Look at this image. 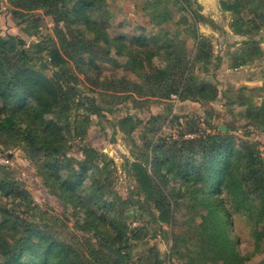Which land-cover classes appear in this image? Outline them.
Here are the masks:
<instances>
[{
  "label": "rangeland",
  "instance_id": "obj_1",
  "mask_svg": "<svg viewBox=\"0 0 264 264\" xmlns=\"http://www.w3.org/2000/svg\"><path fill=\"white\" fill-rule=\"evenodd\" d=\"M109 1H105L101 12L97 13L89 8L88 13L91 21H99L98 24L104 26L113 36V24L117 23L119 18L122 19V13H119L117 18L108 16ZM161 1L159 11L162 7H170L173 17L167 20L158 32V35L162 36L157 42L160 53L167 46L168 37L177 36V45L181 42L185 46L184 49L178 46L177 50H182L187 57H192L195 50L192 40L194 33H198L201 26L209 28L212 32L211 36L206 38L211 43V49L215 51L213 58L206 65H193V73L200 81L216 87L218 84H224L222 78L219 80L217 75L216 66L220 64L219 60L222 61L224 56L223 62L232 69L243 51L250 49V46L256 47L264 40L262 0H256L252 5L256 10L254 14L248 12L249 8L247 11L245 8L241 10L240 16L248 22L243 27L245 33L235 32L232 23L236 16L222 8L223 3L234 0H206L203 4L198 0ZM109 6L111 7V4ZM193 15L196 16L197 22H194ZM72 16L76 18L75 13ZM254 17L255 23L252 24L249 21ZM179 24L185 25L186 28ZM53 27L52 18L44 11H33L23 18H17L12 13L10 0H0V38L4 40L12 36L22 41L20 46L30 50L32 62L36 66L40 64V56L45 57L46 52L43 50L42 54H38L34 52L36 49L31 47L36 43L47 47L45 40L52 35ZM70 27L79 31L85 39L93 37L82 23L73 22ZM127 42L132 49L141 47L139 43L135 45L134 41ZM138 42L142 43V40ZM139 50L148 51L143 45ZM220 52L222 57L219 56ZM216 57L219 58L218 61ZM117 59L121 63L119 67L98 63V71L88 68L89 80L82 74L79 75V99L73 102V109L66 119L61 123L57 122L61 128L60 134L54 131L56 156L65 165L57 173L58 186L67 177H72L73 172L77 174L80 170L78 163L84 158V151L88 148L94 149L97 152L94 158L97 169H89L80 186H84L83 190L95 191L97 196L101 195L103 200L113 205V210L107 212L103 220L99 221L95 233L88 223L90 217L81 210L82 205L74 206L72 201L59 196V187L50 186L52 181L47 176L51 171L44 174L37 166L41 157L35 156L37 161L28 157L26 149H29V144L11 150L0 147V159H7V163L0 164V177L2 171L11 172V178L19 183L18 189L28 192L25 195L23 193L26 200L21 203L14 193L3 195L0 191V207L6 206L9 214L15 212L23 222V225L19 226L11 222L0 230V261L4 260L1 254L4 241L11 246L25 231L24 226L35 223L41 224V228L49 232L47 235L52 236L56 251L64 249L63 260L68 264L118 263L114 249L123 252L125 264H224L203 236L202 225L207 212L201 205L193 208L194 188L183 181L174 182L158 176L160 171L156 162L152 163L150 159V150L163 142L168 144L180 138L191 139L197 135L214 134L216 131L227 132V126L233 127L228 133L236 139L249 135V140L254 141L253 134L258 130V123L252 124L245 120L242 117L243 110L236 105L239 92L234 84V71L228 75V85H222L220 103L191 100L180 103L137 96H134L133 102L132 98L122 100L114 97L111 88H105L108 84L101 81H109L113 87L120 78L140 82L143 72L149 71L152 65L147 64L144 68L138 64L126 66L127 56H118ZM153 65H164V61L157 57ZM45 73L50 75V70ZM90 80L97 85L90 84ZM90 99L100 108L99 113L94 114L88 110ZM27 103L33 105L32 100ZM12 105H15L12 99L4 101L0 97V115L11 109ZM254 113L258 115L257 111ZM15 118L22 129L29 126L40 142L44 143L43 129L32 114L17 113ZM44 119L53 120L54 115H45ZM221 125L225 127L224 131L219 129ZM190 130L197 132H190V137L187 134ZM184 151L187 153V150ZM193 157L199 162V153L195 152ZM135 164L152 176L153 188L150 194V189L144 190L143 178L139 175L141 180L139 179V170L135 168ZM138 181L143 189L138 185ZM80 189L76 190L74 195L82 201L84 194ZM159 191L164 193L165 200L161 199ZM218 192L225 199L230 212L227 235L234 245L239 264H264V236L256 234L260 231V224L256 227L254 225L255 221L260 219L261 223H264V216L260 217V203H254L257 208L247 205L250 210L243 211L242 208L233 206L230 196L223 188ZM197 197L202 196L197 194ZM88 207L92 214H102V210L91 203ZM3 214L4 212L0 213V218ZM112 219H115L123 235L110 228ZM53 254L54 252L48 259L49 264L57 259Z\"/></svg>",
  "mask_w": 264,
  "mask_h": 264
},
{
  "label": "trees",
  "instance_id": "obj_2",
  "mask_svg": "<svg viewBox=\"0 0 264 264\" xmlns=\"http://www.w3.org/2000/svg\"><path fill=\"white\" fill-rule=\"evenodd\" d=\"M105 1L10 0L12 13L17 18H23L28 13L39 10L52 18L54 27L52 35L45 40L48 43L47 47L40 43L31 47L36 49L34 52L38 54H42L43 50L46 52L45 57L40 56L39 66L32 62L30 50L20 46L22 41L12 36L4 40L0 38V97L4 101L10 98L15 104L2 116L0 115V147L11 150L23 144H29L30 150L26 149L28 157L34 161H37L35 156L41 157L37 161V166L43 170L44 174L51 171V174L47 176L52 181L50 186L59 187V196L66 197L74 206L82 205L81 210L90 217L87 222L95 233H97L99 221L103 220L107 212L110 213L113 210V205L103 200L101 195L97 196L95 191L83 190L84 186H80L86 172L89 169H97L94 163L97 152L91 148L86 149L84 158L78 163L80 170L77 174L73 172L74 175L67 177L59 186L57 183V173L65 165L56 156L54 131L60 134L61 128L58 123L66 119L73 109V102L79 99L80 91L77 87L79 75L82 74L89 80L88 68L98 71V63L119 67L121 63L117 57L127 56L126 66L138 64L144 68L150 64L152 68L143 72L140 82L120 78L113 87L109 81H101L108 84L105 88L106 90L111 88L114 97L122 98V100L132 98L133 102H135L134 96L170 101L171 95H176L177 102L185 100L211 102L217 98L219 92L218 87L200 81L193 73L195 63L206 65L213 58L211 43L206 37L194 33L195 50L192 57H187L182 50H177L178 46L181 49L185 47L181 42L177 45V36L168 37L167 46L164 45L165 49L162 53L157 43L161 35H155L150 39L149 42L153 48L151 51L142 52L136 48L132 49L121 38H110L107 29L98 24L99 21H91L89 8L97 13L101 12ZM255 1L234 0L223 3V10L231 11L236 16L232 23L235 32L245 33L243 27L248 22L243 20L240 13L242 9L245 8L247 11L249 8L248 12L254 14L256 10L252 5ZM262 1L264 6V0ZM153 3L159 6L162 1L153 0ZM185 7L188 8L187 5ZM74 13L76 18L72 16ZM149 16L152 22L160 25L169 20L172 14L169 8L162 7L158 12L152 11ZM193 16L194 22H197L196 16ZM73 22L82 23L84 28L91 32L92 39H85L79 31L73 30L70 27V23ZM249 22L255 23V17ZM261 55L262 51L258 44L256 47L250 46V49L243 51L232 68L249 64ZM157 57L164 61V65H153ZM48 69L50 75L45 73ZM97 75L99 76V72ZM90 84L97 85L91 80ZM28 100H32L33 105L27 103ZM88 110L94 114L101 111L93 99H90ZM256 111L258 115L254 113ZM17 113H28L34 116V120L43 129L44 143L40 142L29 126L22 129L15 118ZM48 114L54 115V119L45 120L44 116ZM242 117L252 124L258 123V128L264 126V108H256L252 103H247ZM232 128L227 126V132L216 131L214 134L197 135L191 139L180 138L168 144L163 142L150 150V159L152 163L156 162L160 171L158 176L174 182L183 181L194 188L193 208L201 205L207 212L202 225L203 236L211 250L215 251V255L222 259L224 264H239V262L234 245L227 235L230 212L225 199L218 191L223 188L230 196L233 206L237 209L242 208L243 211L250 210V206L247 205L256 206L254 203L259 202L262 209L260 217L264 216V160L260 154L259 143L249 140V135L236 139L234 135L228 133ZM192 131L190 130L187 134H191ZM36 140L40 146L36 145ZM184 150H187V153ZM195 152L200 155L199 162L193 157ZM134 166L139 170V179L143 178L144 190L150 189V194L153 188L152 176L141 166L137 164ZM1 173V193L8 195L12 192L21 203L24 202L26 200L24 195L28 192L25 189H18L19 183L11 178V172L2 171ZM138 185L143 189L139 181ZM78 189L84 194L82 201L74 195ZM158 194L162 200H165L166 196L162 191ZM197 194L202 197H197ZM90 203L102 210V214L99 216L92 214L88 207ZM8 210L6 206L0 207V213L4 212L3 217L0 218V230L11 222L17 226L23 225L18 215L15 212L9 214ZM11 215L14 216L11 217ZM261 220L255 221L254 225L256 227L260 224V231L256 234L264 236V223H261ZM110 222L111 229L116 230L120 235L124 234L119 231L120 228L115 219ZM24 228L25 231L11 243V246L3 238L4 248L1 254L4 260L0 261V264H49L48 259L53 252L57 259L50 264H68L63 260L64 249L56 251L52 236L47 235L49 232L42 229L41 224L34 223Z\"/></svg>",
  "mask_w": 264,
  "mask_h": 264
},
{
  "label": "crops",
  "instance_id": "obj_3",
  "mask_svg": "<svg viewBox=\"0 0 264 264\" xmlns=\"http://www.w3.org/2000/svg\"><path fill=\"white\" fill-rule=\"evenodd\" d=\"M206 0H198L200 3H205ZM111 4V7L109 6ZM159 6H156L153 3V0H110L108 3V14L111 15L112 18H117L118 14L122 13V19H118L117 23H114V35L112 36L109 32L110 38H121L126 44L128 40L139 43L141 47L136 49L145 47L147 50L151 51L153 48L150 44V39L153 36H158V32L160 29L164 27L166 22H163L160 25H156L151 21L149 14L152 11H159ZM171 14V8L168 7ZM110 11V12H109ZM110 16V17H111ZM173 15L171 16V18ZM125 20V21H121ZM129 21H132L131 23ZM180 25V24H179ZM135 26V27H134ZM183 28H186L185 25H180ZM177 27V26H176ZM178 28V27H177ZM211 30L205 26H201L198 30V35L202 37H210L212 32ZM139 33V34H138ZM193 43L195 44L194 37L192 36ZM140 40H144L142 43L138 42ZM188 44V41H187ZM258 47L262 51L261 57L255 59L253 62L249 64H245L242 67L229 68L226 66L224 61V56L222 52H220L219 56L222 57V61L219 60L217 68V75L220 80L222 78L225 85H228V75L233 73L236 76L235 87L238 88L239 95L237 96L238 102L237 106L244 110L247 103H252L256 108H264V40L260 41ZM212 54H215V51L212 50ZM218 58V57H216ZM223 74H226L225 76ZM222 75V76H220ZM222 82V81H221ZM224 84H218V96L214 100L220 103L221 101V88ZM230 84V83H229ZM231 85H229L230 87ZM225 89L227 87H224ZM253 101H252V100ZM182 103V102H180ZM240 103V104H239ZM212 104V103H210ZM254 141L259 143L260 154L264 160V126H260L258 130L253 134Z\"/></svg>",
  "mask_w": 264,
  "mask_h": 264
},
{
  "label": "water",
  "instance_id": "obj_4",
  "mask_svg": "<svg viewBox=\"0 0 264 264\" xmlns=\"http://www.w3.org/2000/svg\"><path fill=\"white\" fill-rule=\"evenodd\" d=\"M219 129H221L222 131H224L225 130V127H223L221 125V126H219ZM113 253L116 254V256H117V260H118V263L117 264H125L123 252L114 249L113 250Z\"/></svg>",
  "mask_w": 264,
  "mask_h": 264
},
{
  "label": "built area",
  "instance_id": "obj_5",
  "mask_svg": "<svg viewBox=\"0 0 264 264\" xmlns=\"http://www.w3.org/2000/svg\"><path fill=\"white\" fill-rule=\"evenodd\" d=\"M170 99H171L172 101H177V96H176V95H171ZM188 136L191 137L190 134H188ZM5 163H7V159H4V158L2 157V158L0 159V164H5Z\"/></svg>",
  "mask_w": 264,
  "mask_h": 264
}]
</instances>
